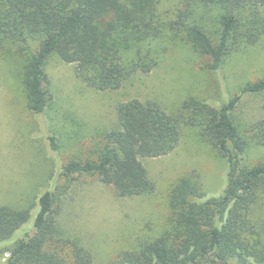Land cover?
Returning a JSON list of instances; mask_svg holds the SVG:
<instances>
[{
    "label": "trees",
    "instance_id": "16d2710c",
    "mask_svg": "<svg viewBox=\"0 0 264 264\" xmlns=\"http://www.w3.org/2000/svg\"><path fill=\"white\" fill-rule=\"evenodd\" d=\"M160 1L0 0V47L17 43L26 52L28 109L45 110L44 65L50 55L74 64L76 76L90 88L115 90L159 64L167 48L160 40L167 35L184 36L207 57L203 68L209 70L264 39V0H177L174 16L166 19ZM208 11H216L214 28L202 14ZM243 94L259 95L264 109V75L225 102L189 97L174 113L156 100L121 101L96 157L62 166L68 174L96 176L119 197L149 194L155 186L140 158L171 152L182 126L195 128L226 162L225 186L217 196L206 195L194 171L178 177L168 199L170 226L119 251L109 264H264V217L251 218L264 190V156L252 163L249 155L251 148L264 151V118L241 128L235 109ZM55 138L48 136L54 151ZM56 201L46 187L22 208L0 204V244L13 239L0 251V264H93L76 240L59 237ZM27 223L31 229L20 234Z\"/></svg>",
    "mask_w": 264,
    "mask_h": 264
},
{
    "label": "rangeland",
    "instance_id": "374dc122",
    "mask_svg": "<svg viewBox=\"0 0 264 264\" xmlns=\"http://www.w3.org/2000/svg\"><path fill=\"white\" fill-rule=\"evenodd\" d=\"M178 5L177 0H161L159 11L171 18ZM215 12H202L210 28L216 25ZM160 42L167 48L159 64L115 90L90 88L76 76L74 64L50 55L44 65L49 98L42 113L27 107L26 52L17 43L0 47V204L22 208L51 187L58 196L59 237L76 240L93 264H109L119 251L170 226L168 199L178 177L196 172L207 196H217L226 182L225 160L187 126L181 127L171 152L140 158L155 186L149 194L119 197L94 175L63 171L71 160L96 157L101 134L116 124V105L131 98L156 100L174 113L189 97L225 102L240 86L264 75V39L231 53L216 70L203 68L207 57L194 51L184 36L167 35ZM235 113L241 128L264 118L261 97L243 94ZM49 135L56 137L55 151L49 147ZM249 155L253 163L264 151L251 148ZM263 217L264 190L251 212L253 221ZM30 229L27 223L20 234ZM12 240L0 244V251Z\"/></svg>",
    "mask_w": 264,
    "mask_h": 264
}]
</instances>
